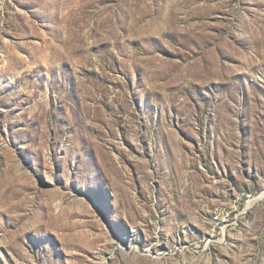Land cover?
<instances>
[{"label": "rangeland", "instance_id": "374dc122", "mask_svg": "<svg viewBox=\"0 0 264 264\" xmlns=\"http://www.w3.org/2000/svg\"><path fill=\"white\" fill-rule=\"evenodd\" d=\"M0 264H264V0H0Z\"/></svg>", "mask_w": 264, "mask_h": 264}]
</instances>
